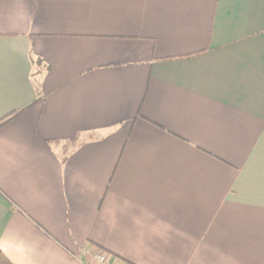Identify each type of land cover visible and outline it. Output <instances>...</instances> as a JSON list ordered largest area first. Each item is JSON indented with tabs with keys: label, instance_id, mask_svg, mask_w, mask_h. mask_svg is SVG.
Returning <instances> with one entry per match:
<instances>
[{
	"label": "crops",
	"instance_id": "crops-1",
	"mask_svg": "<svg viewBox=\"0 0 264 264\" xmlns=\"http://www.w3.org/2000/svg\"><path fill=\"white\" fill-rule=\"evenodd\" d=\"M0 264H264V0H0Z\"/></svg>",
	"mask_w": 264,
	"mask_h": 264
},
{
	"label": "built area",
	"instance_id": "built-area-1",
	"mask_svg": "<svg viewBox=\"0 0 264 264\" xmlns=\"http://www.w3.org/2000/svg\"><path fill=\"white\" fill-rule=\"evenodd\" d=\"M93 264H117L111 256L104 252H96L93 255Z\"/></svg>",
	"mask_w": 264,
	"mask_h": 264
},
{
	"label": "trees",
	"instance_id": "trees-1",
	"mask_svg": "<svg viewBox=\"0 0 264 264\" xmlns=\"http://www.w3.org/2000/svg\"><path fill=\"white\" fill-rule=\"evenodd\" d=\"M15 116H11L10 118H7L5 120H3L2 122H0V127H2L4 124H6L8 121L12 120ZM1 255V253H0Z\"/></svg>",
	"mask_w": 264,
	"mask_h": 264
}]
</instances>
